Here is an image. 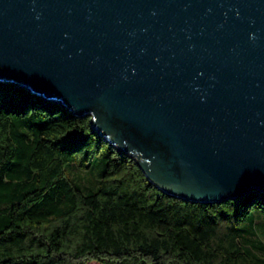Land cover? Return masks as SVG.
<instances>
[{"label":"water","instance_id":"1","mask_svg":"<svg viewBox=\"0 0 264 264\" xmlns=\"http://www.w3.org/2000/svg\"><path fill=\"white\" fill-rule=\"evenodd\" d=\"M0 77L90 114L167 194L264 185V0H0Z\"/></svg>","mask_w":264,"mask_h":264},{"label":"trees","instance_id":"2","mask_svg":"<svg viewBox=\"0 0 264 264\" xmlns=\"http://www.w3.org/2000/svg\"><path fill=\"white\" fill-rule=\"evenodd\" d=\"M102 161L85 190L70 169ZM167 194L61 99L0 77V264H264V185Z\"/></svg>","mask_w":264,"mask_h":264},{"label":"rangeland","instance_id":"3","mask_svg":"<svg viewBox=\"0 0 264 264\" xmlns=\"http://www.w3.org/2000/svg\"><path fill=\"white\" fill-rule=\"evenodd\" d=\"M102 161L97 160L95 162L90 163V165L86 169H79V168H71V174L74 178L81 184V186L88 190L92 188L96 180L98 179V172L102 168ZM256 223L261 226V229L264 227V215L258 214L256 218ZM260 239L264 242V231L260 233ZM264 256V254H262Z\"/></svg>","mask_w":264,"mask_h":264}]
</instances>
